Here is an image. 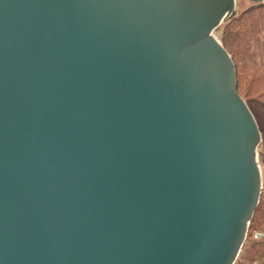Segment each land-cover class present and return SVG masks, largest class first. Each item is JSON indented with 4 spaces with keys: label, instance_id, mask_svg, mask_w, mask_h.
Masks as SVG:
<instances>
[{
    "label": "water",
    "instance_id": "water-1",
    "mask_svg": "<svg viewBox=\"0 0 264 264\" xmlns=\"http://www.w3.org/2000/svg\"><path fill=\"white\" fill-rule=\"evenodd\" d=\"M236 12L0 0V264L235 263L263 143L214 33Z\"/></svg>",
    "mask_w": 264,
    "mask_h": 264
},
{
    "label": "trees",
    "instance_id": "trees-1",
    "mask_svg": "<svg viewBox=\"0 0 264 264\" xmlns=\"http://www.w3.org/2000/svg\"><path fill=\"white\" fill-rule=\"evenodd\" d=\"M244 12L226 20L221 42L231 55L237 74L238 91L250 107L264 135V2L250 0ZM262 200L249 224L248 233L264 221ZM234 264H251L264 255V240L246 238Z\"/></svg>",
    "mask_w": 264,
    "mask_h": 264
},
{
    "label": "rangeland",
    "instance_id": "rangeland-1",
    "mask_svg": "<svg viewBox=\"0 0 264 264\" xmlns=\"http://www.w3.org/2000/svg\"><path fill=\"white\" fill-rule=\"evenodd\" d=\"M252 5L250 0H237V12L236 15L244 12L246 9H248ZM226 23L224 21L214 33L217 34L218 38L220 39L223 32V26ZM221 41V39H220ZM262 135V134H261ZM263 143L258 147V156H259V163L261 168L264 170V135H262ZM261 206L264 208V178H263V184H262V193H261ZM263 233L264 234V221H261L260 224H257V226L254 227L251 232L247 234V238L256 240L258 242H261L264 240V236L260 238H256V233ZM258 258L254 259V261L251 264H264V255L257 256Z\"/></svg>",
    "mask_w": 264,
    "mask_h": 264
},
{
    "label": "built area",
    "instance_id": "built-area-1",
    "mask_svg": "<svg viewBox=\"0 0 264 264\" xmlns=\"http://www.w3.org/2000/svg\"><path fill=\"white\" fill-rule=\"evenodd\" d=\"M259 146H260V144H259ZM257 153H258V152H257ZM257 156H258V154H257ZM257 159H258V163H259V156L257 157ZM259 168H260V170H261L260 172H261L262 184H263L264 170L261 168L260 163H259ZM247 234H248V233H247ZM263 236H264V234L261 233V232L256 233V235H255L256 238H260V237H263Z\"/></svg>",
    "mask_w": 264,
    "mask_h": 264
}]
</instances>
